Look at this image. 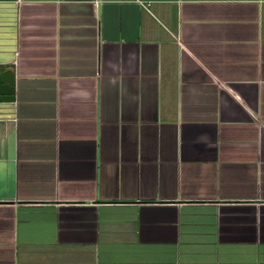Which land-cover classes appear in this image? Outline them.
Wrapping results in <instances>:
<instances>
[{
    "label": "crops",
    "instance_id": "0c3cea01",
    "mask_svg": "<svg viewBox=\"0 0 264 264\" xmlns=\"http://www.w3.org/2000/svg\"><path fill=\"white\" fill-rule=\"evenodd\" d=\"M0 264H264V0H0Z\"/></svg>",
    "mask_w": 264,
    "mask_h": 264
},
{
    "label": "water",
    "instance_id": "95a60500",
    "mask_svg": "<svg viewBox=\"0 0 264 264\" xmlns=\"http://www.w3.org/2000/svg\"><path fill=\"white\" fill-rule=\"evenodd\" d=\"M16 75L0 63V104L15 102Z\"/></svg>",
    "mask_w": 264,
    "mask_h": 264
}]
</instances>
